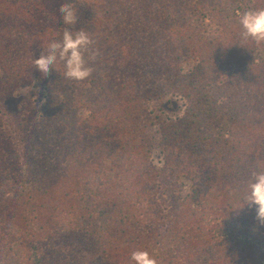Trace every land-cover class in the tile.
<instances>
[{
  "label": "trees",
  "instance_id": "trees-1",
  "mask_svg": "<svg viewBox=\"0 0 264 264\" xmlns=\"http://www.w3.org/2000/svg\"><path fill=\"white\" fill-rule=\"evenodd\" d=\"M64 2L0 0V264H134L138 249L264 264L247 200L264 171V43L240 23L264 0H70L74 25ZM66 28L93 40L86 80L33 65ZM167 97L180 116L151 110Z\"/></svg>",
  "mask_w": 264,
  "mask_h": 264
},
{
  "label": "clouds",
  "instance_id": "clouds-1",
  "mask_svg": "<svg viewBox=\"0 0 264 264\" xmlns=\"http://www.w3.org/2000/svg\"><path fill=\"white\" fill-rule=\"evenodd\" d=\"M61 18L66 25L77 23V11L70 0L62 3L58 9ZM243 28L242 36L245 39L251 38L257 45L264 43V8L250 10L243 13L241 20ZM93 40L88 32L81 29L75 33L66 28L63 31L62 39L52 41L48 44L47 52H41L39 58L33 59L35 69L43 77L50 74L52 66L58 61L64 63V77L68 80L83 81L89 78L94 68L89 66L85 60L87 52ZM98 53L92 54V59ZM154 151L152 163L154 166L163 167V159H157ZM249 194L247 197L249 205L256 206V219L264 224V171L254 172L253 179L248 185ZM131 261L134 264H158L157 260L146 250H135L131 253Z\"/></svg>",
  "mask_w": 264,
  "mask_h": 264
},
{
  "label": "rangeland",
  "instance_id": "rangeland-1",
  "mask_svg": "<svg viewBox=\"0 0 264 264\" xmlns=\"http://www.w3.org/2000/svg\"><path fill=\"white\" fill-rule=\"evenodd\" d=\"M193 64H194L193 61L185 63L183 65L184 72H189L192 69ZM33 90L34 91L38 90V83H34ZM18 93L23 95L25 91L20 90L18 91ZM150 108L151 110H153V112H155L158 115H161L167 119H173L181 115L183 106H182V103L178 99L174 97H167L164 100L155 101L151 103ZM81 113L82 115H86V112L84 111H81ZM233 115H234L233 112H229L223 120L221 133L225 136L227 135L228 126H229L230 121L233 118ZM180 187H181V191L183 195H185L189 191V184L186 182L182 181L180 184Z\"/></svg>",
  "mask_w": 264,
  "mask_h": 264
}]
</instances>
